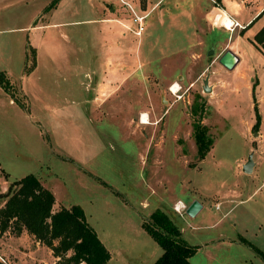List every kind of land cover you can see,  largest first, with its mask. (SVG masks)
Listing matches in <instances>:
<instances>
[{
  "label": "rangeland",
  "instance_id": "obj_1",
  "mask_svg": "<svg viewBox=\"0 0 264 264\" xmlns=\"http://www.w3.org/2000/svg\"><path fill=\"white\" fill-rule=\"evenodd\" d=\"M163 1L151 0L153 9L159 10ZM209 1L207 10L215 4ZM141 3L147 10L148 1ZM7 4L12 7L4 10ZM28 8L21 0H0V20L14 18L11 25L0 22V72L12 83L11 93L0 88V184L7 183L0 185V205L15 180L34 174L53 190L58 206L84 209L111 253L107 264H153L163 248L142 223L179 195L187 205L193 199L205 202L195 217L173 215L190 244L211 242L222 234L239 236L241 242L245 238L264 251V57L240 35L233 44L246 51L243 61L233 70L219 62L228 50L225 39L243 30L213 23L210 13L198 17L194 26L188 19H152L141 37L133 36L134 25L125 28L129 39L124 51L132 57L125 65L131 69L119 81L124 83V107L118 101L112 111L114 98L96 107L85 86L92 74L95 79L94 70L103 74L100 34L92 25L76 24L65 30L67 37L58 32L46 38L36 61L27 33L11 29L25 21ZM94 47L100 57L89 60ZM206 77L211 91H205ZM174 83L180 85L178 97L170 91ZM195 99L204 105L201 122L214 139L204 160L198 159L193 136V122L199 119L191 110ZM255 105L261 116L258 127ZM142 107L149 124L141 122L142 113L132 117ZM250 154L257 165L246 173L243 164ZM151 183L157 184L154 191ZM231 207L227 219L213 225ZM22 232L0 229V244L9 249L1 254L6 262L0 263L15 264L26 255L19 249L34 246L31 254L40 263L61 264L35 237L19 238ZM244 258L255 260L254 250L233 244L199 251L191 263Z\"/></svg>",
  "mask_w": 264,
  "mask_h": 264
},
{
  "label": "crops",
  "instance_id": "obj_2",
  "mask_svg": "<svg viewBox=\"0 0 264 264\" xmlns=\"http://www.w3.org/2000/svg\"><path fill=\"white\" fill-rule=\"evenodd\" d=\"M23 4L27 5L28 13L25 16V21L22 24L18 25V27L11 29H19L22 32H26V43L29 49L33 48L35 51V59L41 58V50L44 40L49 37H56L58 32H60L63 36L67 37L65 30H69L72 26L76 24H88L92 25L94 31L100 34L102 54H103V63H102V72L103 74L99 75L97 70L95 71V79L93 74L91 75L87 72L85 75H88L91 79L88 80L86 86V90L90 93L89 100L85 99L84 104L88 101H91L93 104L97 105L96 107L102 108L104 107L108 101L110 110L117 111V105L114 104L118 101L121 102L122 108L124 107V97L122 93L124 92V83H120L124 78L125 72L129 71L127 65H125V61L131 59V55L129 52L124 51V44L129 39L128 31H125V28H137L136 23L133 21L131 13L129 9L125 6V4L121 0H21ZM129 3H132V6L135 8L138 15H143L146 13H150L147 19V25L143 31H145L152 23V19H161L164 20L166 18L171 17L172 21L178 22L183 19H188L189 22L194 26L198 19H201V16L204 13H210L216 8L221 9L231 17L234 22H239V25H235L233 27L239 28V31L243 30V33L240 34L236 32L228 38L225 39V44L228 49L232 50L236 53L239 58L237 65L240 64L243 59L246 51L244 48L238 45L233 44V40L235 36H243L247 38L249 43L250 50L254 51V53L258 54V56L264 57V49L262 46H257L253 43L255 35L264 27V0H222L223 7H219L211 5V9L207 10L210 1L209 0H164L160 5V9L156 11L153 9V4H151V0H147L149 5L147 10L144 9L145 5H142L141 0H125ZM5 5L4 10L7 8H11L12 5ZM197 6L198 9L195 11L187 10V6ZM151 8V9H150ZM201 9V11L199 10ZM167 11V12H166ZM165 12V13H164ZM200 13V14H199ZM77 17H82L80 20H77ZM199 17V18H198ZM2 20H0L1 22ZM196 21V22H195ZM3 23L12 24L14 22V18L8 17L2 21ZM16 23H20L18 19L15 21ZM12 27V26H9ZM10 29V30H11ZM229 30V29H227ZM133 36H137L134 32ZM144 35V32H142ZM141 35V36H142ZM140 36V37H141ZM136 38V37H135ZM55 39V38H52ZM103 46V47H102ZM95 50V47L93 48ZM43 51V50H42ZM99 58L100 55L97 54L95 50L94 54H89V60ZM237 65L235 67H237ZM36 66V65H35ZM38 66H36L37 68ZM234 67V68H235ZM35 68V69H36ZM226 68V67H225ZM233 68V69H234ZM229 69V70H233ZM32 73V72H31ZM30 73V74H31ZM7 74V73H6ZM128 76V75H127ZM257 76V75H255ZM254 76H251L253 78ZM259 80V78H258ZM120 81V82H119ZM0 88H2L0 86ZM3 89V88H2ZM23 89V88H22ZM24 90V89H23ZM85 90V91H86ZM134 89H131L133 92ZM25 92V90H24ZM26 94V93H25ZM88 100V101H87ZM11 101H13L11 99ZM88 104V103H87ZM133 106V105H132ZM108 109H106L107 111ZM145 108H138V110L133 111L132 117L135 119L139 116L140 113H143ZM91 114L93 113L90 109ZM103 116L105 115V110L102 111ZM97 113V112H96ZM108 113V112H106ZM102 113H97L99 116ZM102 117V116H99ZM155 145V143H154ZM158 147H161L162 143H158ZM177 148L178 154L181 150L179 147ZM255 161V160H254ZM244 165V164H243ZM257 162H255L253 172L256 168ZM79 168H81L79 166ZM85 170V169H84ZM87 172V170H85ZM43 183V182H42ZM7 183H1L2 187H5ZM45 185V183H43ZM156 183H151L152 190L156 189ZM46 186V185H45ZM50 189V187L46 186ZM172 188V187H170ZM52 190V189H51ZM53 191V190H52ZM233 194H229L231 196ZM227 196V195H225ZM226 198V197H225ZM231 198V197H227ZM57 200V198H56ZM178 200H182V197L179 195H172L169 199L168 208L160 209L169 215V217L175 222H177L173 215L178 214L175 211L174 205ZM193 199L191 203L194 201ZM203 203V208H205V202L201 199H198ZM224 201H230L229 199H224ZM163 203V202H162ZM190 203V204H191ZM2 203L0 207L3 205ZM189 204V205H190ZM220 206V203L218 204ZM61 208V206L55 202L54 211H57ZM156 209V210H157ZM221 207L218 208L220 210ZM233 207L229 208L222 214V216L213 224L216 225L218 222H222L227 219L230 215ZM155 210H153L154 212ZM151 212V214L153 213ZM150 214V215H151ZM87 216V215H86ZM176 224V223H175ZM177 225V224H176ZM178 226V225H177ZM183 234V233H182ZM33 235L29 234L27 230H24L19 238H23L22 240H26V237L31 238ZM240 237L237 238H229L224 237L222 234L216 240H212L211 242L206 241L202 244H198V251L209 250V248L220 249L222 247H230L233 244L237 246H247V248L252 249L249 245L241 242ZM228 241V244L225 242ZM103 242V241H102ZM0 244V260L5 261L2 257V252L6 253L9 249L6 245ZM25 249H19L22 253L25 252V257L15 262V264H42L40 261L36 259V255L31 254L34 250L33 247H24ZM240 248V247H239ZM209 253H211L209 251ZM254 255L256 259L252 258H244L240 260H210L207 264H264V260L254 251ZM259 258V259H257ZM0 261V262H1ZM108 263V262H107Z\"/></svg>",
  "mask_w": 264,
  "mask_h": 264
},
{
  "label": "trees",
  "instance_id": "obj_3",
  "mask_svg": "<svg viewBox=\"0 0 264 264\" xmlns=\"http://www.w3.org/2000/svg\"><path fill=\"white\" fill-rule=\"evenodd\" d=\"M215 5L223 7L222 0H215ZM253 43L264 49V27L255 35ZM0 86L11 93L12 83L4 72H0ZM255 108L258 127L261 116L258 105ZM191 110L194 115H199V119L193 122V136L198 159L204 160L212 149L214 139L209 127L201 122L200 112L204 110V105L195 99ZM4 197V204L0 207L1 231L12 228L20 234L27 230L37 241L50 247L61 264H107L111 259L109 249L88 222L84 209L80 205H72L69 208L61 206L54 211L55 194L36 175L28 174L15 180ZM142 226L163 248L162 255L153 264H192L191 257L197 253L199 246L183 238L182 231L167 213L155 210ZM242 241L264 260V251L245 238Z\"/></svg>",
  "mask_w": 264,
  "mask_h": 264
},
{
  "label": "water",
  "instance_id": "obj_4",
  "mask_svg": "<svg viewBox=\"0 0 264 264\" xmlns=\"http://www.w3.org/2000/svg\"><path fill=\"white\" fill-rule=\"evenodd\" d=\"M238 60L239 58L237 57L236 53L228 49L220 57L219 62L227 69H233L237 65ZM204 83H205V91H211L209 87V77L205 78ZM255 134H258V133L255 132ZM254 165H255V161L253 158V154H250L247 162L243 165V171L246 173H252ZM202 208H203V203L199 201L198 199H195L188 206L186 212L188 215L195 217L202 210Z\"/></svg>",
  "mask_w": 264,
  "mask_h": 264
},
{
  "label": "built area",
  "instance_id": "obj_5",
  "mask_svg": "<svg viewBox=\"0 0 264 264\" xmlns=\"http://www.w3.org/2000/svg\"><path fill=\"white\" fill-rule=\"evenodd\" d=\"M125 5H127L133 12L134 14V17H133V21L136 23L137 25V28L133 30V32L137 35V36H140L143 32V30L145 29V20H146V17L148 16V14H143V15H138L136 10L134 9V7L127 1L125 0H121ZM236 25H239V22H235ZM180 90L177 89V90H174L173 89V85L170 86V91L176 95L178 97V91ZM142 117V114L140 116V119ZM189 205H187L184 201L182 200H178L175 205H174V209L176 212H178L179 214L183 215V213L186 212L187 208H188ZM220 206L217 205L216 208H219Z\"/></svg>",
  "mask_w": 264,
  "mask_h": 264
},
{
  "label": "bare ground",
  "instance_id": "obj_6",
  "mask_svg": "<svg viewBox=\"0 0 264 264\" xmlns=\"http://www.w3.org/2000/svg\"><path fill=\"white\" fill-rule=\"evenodd\" d=\"M209 18H210V20L213 23L218 24V25H224L229 30H232L233 26L235 25L234 20L231 17H229L226 12H224V11H222L220 9H216L215 8L211 12ZM179 88H180L179 83H174L173 89L177 90ZM141 122L144 123V124H149L150 123V118H149V114L148 113H146V112L142 113Z\"/></svg>",
  "mask_w": 264,
  "mask_h": 264
}]
</instances>
